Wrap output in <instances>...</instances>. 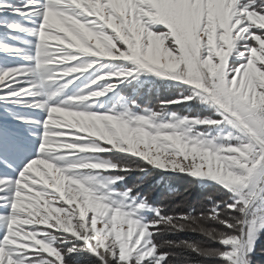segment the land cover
<instances>
[{
    "label": "snow or ice",
    "instance_id": "1",
    "mask_svg": "<svg viewBox=\"0 0 264 264\" xmlns=\"http://www.w3.org/2000/svg\"><path fill=\"white\" fill-rule=\"evenodd\" d=\"M0 104V264H256L264 0H0Z\"/></svg>",
    "mask_w": 264,
    "mask_h": 264
},
{
    "label": "rangeland",
    "instance_id": "2",
    "mask_svg": "<svg viewBox=\"0 0 264 264\" xmlns=\"http://www.w3.org/2000/svg\"><path fill=\"white\" fill-rule=\"evenodd\" d=\"M165 94H167V93H165ZM174 107H175V110L181 111L183 106L176 105ZM6 108H7L6 105L0 104V120L3 119V113L6 111ZM14 111L20 116H25V117L39 116L41 119L43 118L42 113H36V112L30 111V110L23 108V107L14 108ZM15 127H16L18 135L21 137L22 141L31 140V142L33 143V151L30 154L29 159L24 163V165L20 166L19 168L16 167V171L17 170L19 171L22 167L26 166V164L28 162H30V160L32 158L36 157V146L40 143V140H39L38 136L33 135V133L39 132L38 128L29 126L27 124H22L19 122H15ZM57 150L61 151V149H57ZM205 170H206V168H205ZM181 177L182 178H180V177L178 178V181L180 183V189H181V193L179 196L180 199L181 200L182 199H188L189 204L195 203L198 206L199 202L204 199V197L208 194V192L204 189H201L199 186L195 185L194 181L191 178H189L187 176H181ZM197 194L199 195V197L202 198L201 200L194 198ZM174 206H176V205H174ZM186 210H187V206H182V208H181V205H178V210H176V211L181 212V211H186ZM205 241H206V238H205ZM206 243H208L212 247L216 246L215 244H211L210 242H207V241H206Z\"/></svg>",
    "mask_w": 264,
    "mask_h": 264
},
{
    "label": "trees",
    "instance_id": "3",
    "mask_svg": "<svg viewBox=\"0 0 264 264\" xmlns=\"http://www.w3.org/2000/svg\"><path fill=\"white\" fill-rule=\"evenodd\" d=\"M23 142L26 145V151L23 154L22 158L17 162V166L16 167H18V168L20 166L24 165V163L29 159V156H30V154L33 151V143L31 142V140H29V141L24 140ZM179 177L182 178L181 176H178V177L175 176V177L172 178V185L175 188L179 189L178 195L175 196V197H172V199L175 200L176 205H181V208H182V206H187L189 204V200L188 199H182L181 200L180 197H179L180 193H181L180 183L178 181ZM158 190H162V189H158ZM194 198L195 199L197 198L199 200L202 199L201 197H199L198 194ZM176 210H178V207H176ZM166 238L167 239H173V240H181V241L182 240L205 241V238L203 236L198 235V234H193L191 232L178 233L176 235H170V236H168ZM216 246H218V245H216ZM190 259H200L202 261V264H209V262L205 261L204 258H198V257L195 256V254H192ZM255 262H256V264H264V237H262L261 241L258 244L257 252H256V256H255ZM178 264H184L183 258L179 261ZM211 264H215V262H211Z\"/></svg>",
    "mask_w": 264,
    "mask_h": 264
}]
</instances>
